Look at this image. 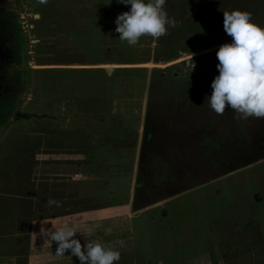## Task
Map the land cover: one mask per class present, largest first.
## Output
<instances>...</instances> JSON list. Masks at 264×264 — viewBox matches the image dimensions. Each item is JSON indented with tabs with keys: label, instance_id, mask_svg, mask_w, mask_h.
Here are the masks:
<instances>
[{
	"label": "rangeland",
	"instance_id": "obj_1",
	"mask_svg": "<svg viewBox=\"0 0 264 264\" xmlns=\"http://www.w3.org/2000/svg\"><path fill=\"white\" fill-rule=\"evenodd\" d=\"M100 5L110 8L115 19L130 8L116 0H104ZM82 6L81 0H46V3L18 0V28L0 26V264H33L28 246L29 227L24 225L13 229L3 222L4 218L18 213L8 208L10 204L24 206L26 203L24 196L20 197L21 190H27L26 155L29 150L57 154L67 149V155L62 157L69 160L65 161L70 166L73 165L67 169L69 174H74L75 137L72 139L69 138L71 135L65 134L61 137L60 127L64 125L67 129L68 126L73 133L77 131L75 128L81 118L84 122H95V126L102 121L117 123L114 130L111 125L107 130H91L95 136L98 133L97 139H101L100 136L104 138L107 133L115 135L108 141L96 143V146L109 149L110 165L100 162L92 169L103 173L107 170L116 175L110 179H106V175L100 176L101 180L87 183L85 187L90 193L82 196L75 195L73 184L61 194L56 192L53 197H63V204L59 201V206L52 204L53 220L35 229L55 230L72 222L74 218L71 215L63 214L61 217L60 213L71 214L73 210L82 209L94 196V203L100 209L93 214L115 213L117 219L113 223L117 234H129L122 219L130 217L127 218L129 221L137 216L134 250L141 254L143 251L153 253L148 249L151 243H146L143 235H161L159 221L167 214L173 216L167 201L181 208L190 199L196 202L198 199L205 203L211 214L208 221H212V225L207 221L206 229L209 228L211 235L218 240L213 243L212 264H264V242L251 241L247 235H251L250 228L244 230L250 242L241 239L235 230L237 221L250 224L252 217L258 218V213L260 219L256 220L257 224L261 226L264 223V118L250 116L242 119L227 105L223 114H216L206 100L212 93L211 82L219 74L216 52L222 44L232 41L223 28V12L233 9L250 12L252 22L264 28V0H166L164 7L173 23L163 36L153 38L144 35L135 46L123 48L116 46L122 41L113 30L110 38H115V44L110 50L102 52L90 47L75 52L79 60L80 55L90 60L78 62L107 65L102 73L110 77L108 96H116L121 108L130 106L126 115L132 114L133 108L138 112L137 116L118 117L111 114L108 103L109 111L100 115L102 119L90 115L98 106L94 102L97 98L80 103L89 111L84 116L76 113L74 100L64 99L54 107H43V97L38 99L37 92L38 85H44L40 80L44 75L40 76V72L35 70L33 77L34 70L30 65L37 67L47 61H30L26 54L35 19L24 17V13L32 16L34 12L51 13L61 8L80 9ZM2 12L4 9L0 10ZM113 26L116 27L115 23ZM37 29L41 32L42 25ZM53 57L60 59L62 55L56 51ZM86 69L68 76L83 77L85 81L94 78V83L100 82V88H104L106 81L96 79L104 76L89 71L93 67ZM53 75L57 76L54 72ZM36 135L56 143L48 144L41 140L35 145L41 138ZM31 140L33 146L29 149ZM249 174H253L256 181L250 180ZM17 183L22 187L14 193L12 184L15 186ZM252 188H259L260 192L250 194ZM111 201L116 203L115 210H112ZM86 212L92 217L91 212ZM140 224L144 226L143 231ZM48 241L46 247L44 242L41 243L42 256L44 250L55 254L57 242Z\"/></svg>",
	"mask_w": 264,
	"mask_h": 264
},
{
	"label": "crops",
	"instance_id": "obj_2",
	"mask_svg": "<svg viewBox=\"0 0 264 264\" xmlns=\"http://www.w3.org/2000/svg\"><path fill=\"white\" fill-rule=\"evenodd\" d=\"M17 1L18 0H0V10L4 9V12L0 13V15L3 13L11 14V17H8L10 18V21L5 22L1 20L0 26L5 25V27L9 29L11 27L15 29L18 28L19 18L16 14ZM79 1L80 0H61V2ZM81 2H83V6L80 9L64 10L61 8L56 12L40 13V18L35 19L34 24L31 25L33 32L30 39L29 50L26 54L28 55L30 61H36L37 59V61H47L37 67L30 65V68H33L34 70L32 71V75L33 72H36L35 70L40 72V76L44 75L40 79L43 80L44 85L41 83V85H38L39 91L37 92V98L40 99L43 97V107H54L56 106V103L61 104L64 99H68L72 102L74 100V102H76L75 108L77 109V112H75L78 116H84L89 113L87 108L80 105L83 100L97 98V101L94 102H97L98 106L90 113V115L100 117V115L107 114L109 111L108 103H110L109 109L111 114L118 117H127L131 115L137 116L138 112L135 111L134 108L131 110L132 114L126 115L129 114L126 112L129 111L130 106H127L128 108H121L120 105H118L119 100H117L116 96H108L110 91L108 85L110 77L107 73H102L103 68L105 69L107 65L78 62L90 60H88L84 55V59L82 58V55H80L79 57L81 59L79 60L75 53L77 51H84L91 47L93 49H101L103 52V50H110L115 44V38L113 40L110 38L111 34L114 32L113 30H115V27L113 26L115 16L111 13L112 10L110 8L102 7L100 5L101 2H104V0H81ZM24 17L30 18L33 17V15L30 16V14H28L25 16L24 13ZM46 17L48 20H45ZM40 24L43 28L41 32H39V28L37 29V26ZM111 42L113 43L111 44ZM124 43L125 42L120 44L117 43L116 46H123V48L129 47V45ZM56 51L61 53L63 58L61 57L60 59H56L53 57ZM37 52L39 54H37ZM33 54H35V57ZM36 55L37 57L39 56V58H37ZM40 56H43V59ZM87 67H93V69L89 71L95 72L96 74L98 73V75L101 73L100 75L104 76L102 78L100 76L96 78L98 81H106L104 88H100V82L94 83V78L85 81V78L83 77L74 78V76H68L69 74H72V72H84L85 70H88L86 69ZM98 69H101V71H97ZM53 72L54 74H57V76L53 75ZM60 73L63 75L59 77ZM33 97L35 98L36 96L33 95ZM107 98H109L110 101L107 100ZM82 119L83 118L78 121L79 126L75 125L78 127L75 128L77 131H73V133L71 132L72 129H69L68 126L67 129L64 128V125L63 128L60 127V131H62L60 132V134H62L61 137H63L64 134L67 136L71 135L69 138L72 139L75 137V173H68L69 169L67 168H72L73 165L70 166L67 162L69 160L65 159L67 160L65 161L62 157L67 155V149L66 152H60L57 154L52 152L37 153L34 150H29V154L26 155L28 162V171L26 176L27 190L26 192L22 190L20 192V197L21 195L22 197L24 196L23 199L24 202L26 200V203L24 206H20L19 204H10L11 206L8 208H11L12 211L17 210L18 213L11 214L10 217L4 218V225L12 226L13 229L24 225L29 227L28 246L33 264H53V262L58 264H80L79 259L70 254V250L66 251L63 256H56L54 253H49L48 250H44V255L42 256V250L40 249L42 246L41 243L44 242L45 247L47 246L46 242L49 239L46 232L52 228L37 230L35 227L42 224L48 225L49 222H51V219L53 220L51 208L52 204L49 203L50 200L59 201L63 204V197H53V194L56 192L59 191L61 194L65 190H68V187L73 184L75 187V195L77 194L78 196H82L85 193H90V191L87 190V187H85L87 183H91L92 180H101L100 176L106 175V177L108 176L106 179H110V176L116 175V173L109 172L107 170L105 171L106 173H103L95 172L92 169V166L99 165L100 162H104L103 165H110V162L112 161L109 160L111 157L108 155L110 152L109 149L103 148L102 146H96V143H103L106 139L108 141L111 136L114 138L115 135L113 133H107L104 138L100 136L99 138L101 139H97L98 133L96 134L97 136H95V134H91V130H107V128H111L110 125L114 130L116 128L115 124L117 123L112 124L102 121L99 122V125L95 126V122L88 123L87 121L84 122ZM65 124L68 125L67 123ZM38 126L40 129L41 126ZM36 136L41 137L39 135ZM37 137L34 136L33 138ZM62 139L63 138H61V140ZM41 140L48 144L56 143L53 140L45 141L43 137H41L36 140L39 142L35 143V145L40 143ZM32 146L31 140L29 149H31ZM2 161L4 162L5 159H2ZM247 176L250 177V180L252 178L256 181L253 174H249ZM17 185L14 186V184H12V192L15 193L17 189H21L22 185L21 187H19V183H17ZM259 192V188H252L250 194H258ZM94 198V196L90 198L91 202L88 205H85L84 208L73 210L71 214L60 213V216L63 217V214H65L66 216L71 215V217L74 218L71 221L77 224V234L75 238L79 239L82 245L89 240L100 239L104 242L105 246L118 249L121 252V257L120 260L114 262V264H212L211 257L215 248L213 243H217L218 240L216 239V236L214 237L211 235L209 228L206 229L208 226V218L211 220V214L210 211H207V207H205L204 202L197 199V203L196 201L190 199L189 202L185 203L186 205L179 208V206L176 207L174 203H171L172 201H167L171 205L170 212L173 216L170 217L169 214H167L164 219L159 221L161 235H143L146 243L148 241L151 243V247L148 246V249H152L153 253L143 251L141 254V252L139 253L134 250V225L137 224H135L137 216H134V218L132 217L129 221L127 218L130 217H126L124 220L122 219L125 228H128L129 234H117L116 226H114L113 223L116 222V214L110 213L107 215H98V212L93 214V212L99 211L100 209V206L97 203H94ZM110 200H107V202ZM113 204L112 210H115L116 203L113 202ZM258 204L259 203L256 205ZM128 206L129 205L127 204V207ZM117 207L119 208V204ZM255 209H257V206H255ZM86 211L91 212L92 217L88 215ZM85 214H87V217H84ZM257 216L258 218L255 216L252 217L253 222L250 223L251 225L248 222L238 223L237 221L236 223L235 230L238 234H240V238L246 240V242H250V240L246 237L244 230L248 231L249 228L251 229V235H247L251 238V241L262 240L264 242V223L261 226L257 224L256 220L260 219V214L258 213ZM120 217L121 216L118 218ZM208 222L209 224L212 223V221L211 223L210 221ZM90 223L99 224L100 227L95 232L89 233L87 232L86 227ZM152 224L154 223H151V225ZM140 225L143 231L144 226L142 227V224ZM244 225H246V227H244ZM179 226L182 227L180 228ZM106 228H111V232L106 231ZM119 231L121 230H118V232ZM140 240L142 241L143 239L141 238ZM41 258H43L44 261L41 260Z\"/></svg>",
	"mask_w": 264,
	"mask_h": 264
},
{
	"label": "clouds",
	"instance_id": "obj_3",
	"mask_svg": "<svg viewBox=\"0 0 264 264\" xmlns=\"http://www.w3.org/2000/svg\"><path fill=\"white\" fill-rule=\"evenodd\" d=\"M40 2L46 3V0ZM116 2L130 6L114 21L118 39L129 46H135L144 35L153 38L163 36L173 23L164 7L166 0ZM32 15L34 19L40 18L39 12ZM251 16L250 12L239 9L223 12V28L232 41L222 44L216 52L219 74L211 82V95L206 97L216 114H223L227 105L242 119L250 116L264 118V28L252 22ZM49 203L59 206L55 200ZM76 227L75 222H70L46 232L48 242H57L56 256H63L70 250L80 264H114L120 260L121 252L105 246L100 239H92L82 245L75 238ZM99 227V224L90 223L86 230L92 233ZM105 230L111 232V228Z\"/></svg>",
	"mask_w": 264,
	"mask_h": 264
},
{
	"label": "flooded vegetation",
	"instance_id": "obj_4",
	"mask_svg": "<svg viewBox=\"0 0 264 264\" xmlns=\"http://www.w3.org/2000/svg\"><path fill=\"white\" fill-rule=\"evenodd\" d=\"M0 21L3 20V21H10V18H8L9 16L11 17V14H8V13H3L0 15ZM0 60H1V55H0Z\"/></svg>",
	"mask_w": 264,
	"mask_h": 264
}]
</instances>
